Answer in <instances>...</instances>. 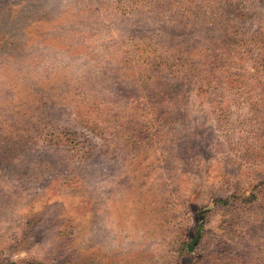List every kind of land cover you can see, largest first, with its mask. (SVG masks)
Wrapping results in <instances>:
<instances>
[{"label": "rangeland", "instance_id": "rangeland-1", "mask_svg": "<svg viewBox=\"0 0 264 264\" xmlns=\"http://www.w3.org/2000/svg\"><path fill=\"white\" fill-rule=\"evenodd\" d=\"M0 264H264V0H0Z\"/></svg>", "mask_w": 264, "mask_h": 264}, {"label": "trees", "instance_id": "trees-1", "mask_svg": "<svg viewBox=\"0 0 264 264\" xmlns=\"http://www.w3.org/2000/svg\"><path fill=\"white\" fill-rule=\"evenodd\" d=\"M214 201H218L219 203H223V200L222 199H215ZM193 242H191V246H192Z\"/></svg>", "mask_w": 264, "mask_h": 264}]
</instances>
